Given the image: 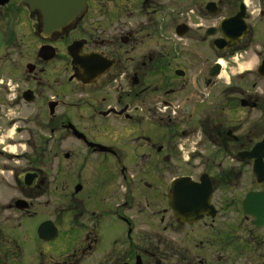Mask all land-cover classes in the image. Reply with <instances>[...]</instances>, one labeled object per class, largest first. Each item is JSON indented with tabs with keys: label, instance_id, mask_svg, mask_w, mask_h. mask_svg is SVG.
I'll return each mask as SVG.
<instances>
[{
	"label": "flooded vegetation",
	"instance_id": "flooded-vegetation-1",
	"mask_svg": "<svg viewBox=\"0 0 264 264\" xmlns=\"http://www.w3.org/2000/svg\"><path fill=\"white\" fill-rule=\"evenodd\" d=\"M165 8V0H85L57 26L26 0H0V264H264V224L241 209L264 182L252 175L254 158L238 157L264 137V0ZM185 52L212 57L211 77L225 59L245 55L249 64L236 93L259 120L245 135L197 119L224 155L218 163L185 146L190 127H168L178 116L193 122L178 98L186 70L171 60ZM245 166L251 183L235 202L226 190ZM202 177L210 209L180 220L173 182L199 190ZM235 203L242 227L232 222Z\"/></svg>",
	"mask_w": 264,
	"mask_h": 264
},
{
	"label": "rangeland",
	"instance_id": "rangeland-1",
	"mask_svg": "<svg viewBox=\"0 0 264 264\" xmlns=\"http://www.w3.org/2000/svg\"><path fill=\"white\" fill-rule=\"evenodd\" d=\"M190 1L191 0H165V9L167 10L168 8H176L179 6L187 7ZM170 36L172 37V35ZM172 39H174V42L178 44L176 46L182 47V44L186 43L185 39L178 40L175 37H172ZM195 44V42L190 43L192 48L197 45ZM171 60L173 61L172 65H175L176 63V65L186 70V74H184L181 79L177 80L178 83L185 84L184 90L182 93H179L180 96L178 98H182L185 102L191 104L188 113L191 114V118H189V120L193 122L190 124L187 120L186 124L182 125V121L184 120L183 118H180L181 116H178L179 120L175 123L168 121V127L175 130H183L190 127V132L186 135L189 140L186 141L185 146H189L190 142H192L190 147L196 149V157H200V155L203 156L204 154L210 157L214 155V161L218 163L222 160L221 157H224V155L216 150V146L205 140L203 133L199 129L197 119H200L201 125H204V127L210 130H213L220 124L225 128L227 126H234L238 129L235 133L237 135H245V130H247L248 127L256 120H259L257 112L248 113L245 109L241 108L238 103L239 95L236 93L237 88L245 87L246 81L245 75L241 76L239 73L241 71H245V68L249 66V64L246 63L245 55L243 57H238V59L234 62L227 59H225L224 62L221 61L223 63V70L217 77H211L207 74L213 61L212 57L193 58L190 53L185 52V54L181 57H171ZM219 60H221V58ZM198 77H200L201 81H198ZM207 77L212 79V82L209 85L204 83V79ZM229 85H233V88H227ZM226 98L231 99L230 104H227ZM164 124L166 125L167 122H164ZM148 127H150V123H148L147 128ZM157 127H160V125ZM254 139L255 138H253L252 141H254ZM188 149L185 148V151ZM229 158H231V156ZM229 158H227V161ZM203 159H206V156H203ZM179 160L183 161L182 155H180ZM234 163L236 162L234 161ZM237 167L241 169L242 165H238ZM244 171L245 176L241 175L235 180V187L229 191L226 190V196H232L235 199V202L243 195L244 188L246 191L251 183V177L246 166ZM234 211L235 213L232 212L233 225L242 227V217L240 216V213H237L239 210L236 203L234 205ZM26 224L34 225V221H27ZM252 234L258 233L254 231Z\"/></svg>",
	"mask_w": 264,
	"mask_h": 264
},
{
	"label": "water",
	"instance_id": "water-1",
	"mask_svg": "<svg viewBox=\"0 0 264 264\" xmlns=\"http://www.w3.org/2000/svg\"><path fill=\"white\" fill-rule=\"evenodd\" d=\"M85 0H26L30 6L38 9L44 19L46 25L55 24L61 26L66 23L76 12L82 8ZM233 22L232 20L222 23L221 28H226ZM226 31V30H225ZM243 30H241V33ZM238 35V31H235ZM232 35V32H231ZM235 36V35H233ZM234 38V37H233ZM3 52V44L0 36V56ZM217 68V66H215ZM218 71H213L215 75ZM182 74V73H179ZM241 160L245 158H254V165L252 168V175L255 182L259 185L264 182V137L257 142L249 152H242L238 154ZM203 177H206L203 175ZM201 178L199 190H194L188 183L184 184L182 178L173 182L174 195L171 196L172 207L175 210V215L180 220L192 222L202 217L204 210L210 209L211 186L209 181ZM188 179V178H187ZM187 203V205H186ZM191 208L197 210L198 214L195 216L182 215L181 210ZM241 209L245 210L255 218L254 224L262 226L264 224V192H247L245 198L241 201ZM192 213V212H191Z\"/></svg>",
	"mask_w": 264,
	"mask_h": 264
}]
</instances>
